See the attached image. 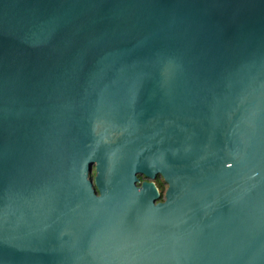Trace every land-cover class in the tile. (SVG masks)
Wrapping results in <instances>:
<instances>
[{
    "label": "water",
    "instance_id": "obj_1",
    "mask_svg": "<svg viewBox=\"0 0 264 264\" xmlns=\"http://www.w3.org/2000/svg\"><path fill=\"white\" fill-rule=\"evenodd\" d=\"M0 264H264V0H0Z\"/></svg>",
    "mask_w": 264,
    "mask_h": 264
},
{
    "label": "flooded vegetation",
    "instance_id": "obj_2",
    "mask_svg": "<svg viewBox=\"0 0 264 264\" xmlns=\"http://www.w3.org/2000/svg\"><path fill=\"white\" fill-rule=\"evenodd\" d=\"M143 182V181H142ZM154 183L158 187V190L161 194V198L159 201L163 202L165 200V194L167 189H165V186L167 185L161 175H158L156 179L154 180Z\"/></svg>",
    "mask_w": 264,
    "mask_h": 264
},
{
    "label": "rangeland",
    "instance_id": "obj_3",
    "mask_svg": "<svg viewBox=\"0 0 264 264\" xmlns=\"http://www.w3.org/2000/svg\"><path fill=\"white\" fill-rule=\"evenodd\" d=\"M141 181H150L148 178L144 177V176H140ZM168 188V185L165 186V189Z\"/></svg>",
    "mask_w": 264,
    "mask_h": 264
}]
</instances>
